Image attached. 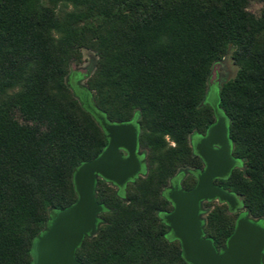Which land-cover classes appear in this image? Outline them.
I'll return each instance as SVG.
<instances>
[{"label": "trees", "instance_id": "trees-1", "mask_svg": "<svg viewBox=\"0 0 264 264\" xmlns=\"http://www.w3.org/2000/svg\"><path fill=\"white\" fill-rule=\"evenodd\" d=\"M249 2L0 0V264H32L31 245L50 208L77 198L74 168L107 144L70 86L83 48L96 55L86 80L95 108L109 122L138 117L147 172L125 191L98 180L105 223L84 237L78 260L189 264L157 211L170 208L161 195L169 179L201 166L189 135L215 119L206 95L212 66L226 55L237 70L219 82L217 106L237 165L216 184L264 218V10L251 12ZM194 183L190 173L186 184ZM238 217L226 203L212 207L204 236L220 248Z\"/></svg>", "mask_w": 264, "mask_h": 264}, {"label": "water", "instance_id": "water-1", "mask_svg": "<svg viewBox=\"0 0 264 264\" xmlns=\"http://www.w3.org/2000/svg\"><path fill=\"white\" fill-rule=\"evenodd\" d=\"M89 75L87 72L83 78ZM86 106L104 129L107 144L99 155L74 168L73 184L77 198L63 209L50 208L48 221L31 245L32 264H84L76 258V249L84 237L94 236L105 223L101 214L107 208L97 199L98 180L103 178L119 188H126L128 182H134L141 175L144 159L140 161L137 157L140 152L136 127L131 122L107 121L95 108L92 97ZM213 109L215 121L193 143L203 167L177 171L183 175L195 173L196 183L187 190L170 186L166 196L172 208L163 219L171 234L180 241L182 255L189 264H264V218L252 217L245 209L220 248L211 238L204 236V201L226 203L231 212L240 203L239 196L214 182L216 178L226 177L237 160L232 155L226 116L217 106ZM191 138L190 134V142ZM120 148L125 149L126 156H122ZM141 153L145 154V151ZM123 198L126 200V193Z\"/></svg>", "mask_w": 264, "mask_h": 264}, {"label": "rangeland", "instance_id": "rangeland-1", "mask_svg": "<svg viewBox=\"0 0 264 264\" xmlns=\"http://www.w3.org/2000/svg\"><path fill=\"white\" fill-rule=\"evenodd\" d=\"M248 9L255 13V14H260L261 11L264 10V0H250L248 4ZM81 55L82 59L80 62H72L71 64V70L72 71H77V69H88L87 72L91 74V72L94 69V64L96 61V55L94 54L93 51L88 50V49H81ZM237 70V66L233 63L231 57L229 55H226L222 60L217 61L213 64L212 66V72L209 78V90L206 95V102L212 105L213 107L218 105V99H219V82L222 80H226L229 78H232ZM80 75H75L74 77L71 78L70 81V86L74 92V94L79 97V99L84 102L85 96L87 95V92L85 89L81 88V86L78 83V78ZM86 80L87 78H81L79 80L81 85H86ZM89 92V91H88ZM89 97L90 92H89ZM90 102V100H89ZM86 104V103H85ZM221 112V111H220ZM221 202L218 200H211L210 205H204V208L206 209V213L214 206L220 205ZM204 214V218L205 215ZM169 235H172L171 233ZM173 236V235H172Z\"/></svg>", "mask_w": 264, "mask_h": 264}, {"label": "flooded vegetation", "instance_id": "flooded-vegetation-1", "mask_svg": "<svg viewBox=\"0 0 264 264\" xmlns=\"http://www.w3.org/2000/svg\"><path fill=\"white\" fill-rule=\"evenodd\" d=\"M87 70L88 69H77V73H78V75H80L79 76V78H78V83H79V85L81 86V88H83L82 87V85L80 84V82H79V80L87 73ZM83 89H85V88H83ZM209 90V89H208ZM85 91L87 92V95L85 96V99H84V102L87 104L88 102H89V100H90V97H89V92H88V90H87V88L85 89ZM208 92V91H207ZM82 102V101H81ZM217 106V105H216ZM218 107V106H217ZM218 110L220 111V109L218 108ZM221 114H223L222 112H220ZM137 119H138V117H136V118H134V119H131V120H129V121H126V122H120V123H127V122H131L135 127H136V129H137V134H138V132H139V129H140V127H139V124H138V122H137ZM215 119H216V116H215ZM215 119H214V121H215ZM213 121V122H214ZM212 122V123H213ZM226 122H227V119H226ZM113 123V122H112ZM115 123V122H114ZM211 123V124H212ZM206 132V131H205ZM205 132H200V131H194V132H192L191 133V135H192V138H191V142H190V139H189V142H190V145L192 146V149H193V143L200 137V135H204L205 134ZM137 137H138V135H137ZM138 150H139V154H137V157H138V159L141 161L142 159H144V161L141 163V171H140V173H141V175L140 176H144L145 174H146V172H147V165H146V156H147V151H146V149H144V148H141L140 147V145H139V143H138ZM145 151V154H142L141 152H144ZM193 151H194V149H193ZM195 152V151H194ZM120 153L122 154V156H126L127 155V152L125 151V149H123V148H120ZM199 156V155H198ZM200 157V156H199ZM203 165H204V163H203V161H202V159H201V166H198V167H195L197 170H199V169H201L202 167H203ZM237 165V164H236ZM143 172H145V174H142ZM193 175H194V177H195V183H196V174L195 173H192ZM188 175H190V173H188V174H185V175H183V174H178L177 172L169 179V182H168V184L167 185H165L164 187H163V189L161 190V195L164 197V198H166L167 200H168V202H169V204H170V208L168 209V210H164V211H157L158 212V214H159V216H160V219H163V216H164V214L166 213V212H169L170 210H171V208H172V203L170 202V200L167 198V196H166V193L169 191V188H170V186L171 185H176L178 188H184V189H190L191 187H193L194 185H195V183L192 185V186H187V184H186V179H187V176ZM139 176V177H140ZM137 179V178H136ZM217 179V178H216ZM216 179L214 180V182H215V184H216ZM129 183H132V182H128L127 184H126V187H127V185L129 184ZM122 190H126V188H121ZM210 201V200H209ZM205 202H207V201H204L203 202V206L205 205L204 203ZM242 211H243V208H242V205L239 203L238 204V206L233 210V212H238L239 213V217L241 216V214H242ZM205 213H206V211H205ZM204 213V214H205ZM164 220V219H163ZM169 233H171L170 231H169Z\"/></svg>", "mask_w": 264, "mask_h": 264}]
</instances>
